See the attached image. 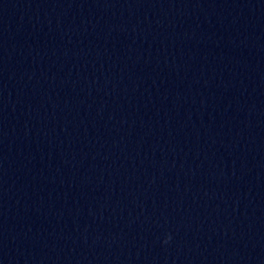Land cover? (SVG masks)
Returning a JSON list of instances; mask_svg holds the SVG:
<instances>
[{"label":"water","instance_id":"95a60500","mask_svg":"<svg viewBox=\"0 0 264 264\" xmlns=\"http://www.w3.org/2000/svg\"><path fill=\"white\" fill-rule=\"evenodd\" d=\"M0 264H264V0H0Z\"/></svg>","mask_w":264,"mask_h":264}]
</instances>
